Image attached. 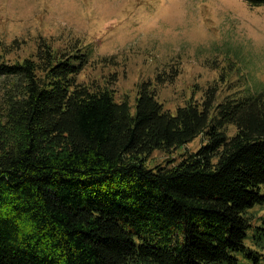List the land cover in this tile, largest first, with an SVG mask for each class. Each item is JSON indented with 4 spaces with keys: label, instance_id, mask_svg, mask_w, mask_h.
<instances>
[{
    "label": "trees",
    "instance_id": "16d2710c",
    "mask_svg": "<svg viewBox=\"0 0 264 264\" xmlns=\"http://www.w3.org/2000/svg\"><path fill=\"white\" fill-rule=\"evenodd\" d=\"M79 46L0 64V264H264V87L172 113L144 82L133 112Z\"/></svg>",
    "mask_w": 264,
    "mask_h": 264
},
{
    "label": "rangeland",
    "instance_id": "374dc122",
    "mask_svg": "<svg viewBox=\"0 0 264 264\" xmlns=\"http://www.w3.org/2000/svg\"><path fill=\"white\" fill-rule=\"evenodd\" d=\"M40 45L53 52L89 45L77 81L108 90L133 112L144 82L172 113L202 102L210 88L220 101L246 85L264 87V6L240 0H0V64L33 58ZM202 143L155 151L145 163H175Z\"/></svg>",
    "mask_w": 264,
    "mask_h": 264
}]
</instances>
